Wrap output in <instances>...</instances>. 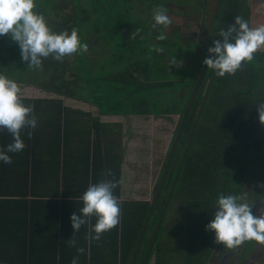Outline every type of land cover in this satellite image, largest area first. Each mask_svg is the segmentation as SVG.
<instances>
[{"label": "trees", "instance_id": "1", "mask_svg": "<svg viewBox=\"0 0 264 264\" xmlns=\"http://www.w3.org/2000/svg\"><path fill=\"white\" fill-rule=\"evenodd\" d=\"M125 1L130 0H105L104 2L101 0H89L86 8L81 11L73 10L72 14H64L61 21H58L57 18H50L47 21L49 26L56 32L65 29L70 32L72 28L78 30V23L81 19L87 20L90 24L85 27V33L110 35L113 32H119L124 42H127V40H131V42L134 40L139 41L141 36L145 37L146 35L157 37L159 33L155 29L144 28L137 20L117 23L112 27L107 26L110 18L114 19L119 15L117 5ZM146 1L149 5L153 4L151 3L152 0ZM239 1L232 0L227 7L223 16V18H227V25L228 22L230 24L234 20ZM220 3L223 10L226 0H221ZM115 8L118 11L117 16H114ZM228 11L229 15H227ZM137 29L141 31L133 39L132 33ZM6 37L0 36V65L1 61L5 60L2 52L4 44H6ZM209 39L211 40V38ZM156 43H158V40H156ZM130 48L131 45L127 47V49ZM130 50L132 51V49ZM9 55L12 56L13 53L11 52ZM45 61L51 64L53 60L50 61L48 58ZM152 61L151 58L148 61L142 59V61L137 63V66L131 60L129 54L127 56V65L121 70L105 73L98 70L96 74H93L90 69L89 71L85 69L87 73L81 87L82 96L73 89L77 87L78 82L80 83V70L76 68L71 70L72 79L65 78L69 66L64 58L62 63L59 62L61 74L58 76L51 75L53 83L61 77L60 85L53 84L49 87L40 85V87L55 95L96 103L98 109L102 112L133 113L153 115L154 117L178 114V125L168 146L153 186L152 194L157 187L168 157L169 162L150 216L147 218L148 222L133 264H143L146 258L145 264H148L152 257H154V264H174L164 259L169 247L166 243H160L157 240L163 225L161 221L163 218L160 220L161 223L150 251L149 245L175 174H177V178L172 192L175 191L176 195L179 196V200L183 204L184 216L183 220H181V225L175 227L178 241L181 243L179 245H181L182 264H204L211 249L205 225L212 219L213 204L217 194L221 192L225 194H241L245 181L252 176L250 173L258 169L257 166L262 157L261 153L264 151V125L259 122L258 112L255 108L259 101L264 100V62L258 72L254 74V77L251 76V83L247 92H217L212 83L194 128L195 118L203 97L201 94L206 91L209 78L213 72L212 69L209 70L207 82L201 90L200 87L207 68L205 65L180 134L172 153H170L175 133L185 111L190 93L185 103L181 106L173 103H163L164 100L160 97L161 90L173 88L174 83L170 79L157 80L151 77L148 74L149 69L145 65ZM48 64H46L45 68H48ZM56 64H58V61H54L55 66ZM16 68L15 65L10 63V66L6 69L8 72L5 74L16 81L32 84L16 76L14 74ZM2 71L4 70L0 67V73ZM194 82L192 86L188 83L181 86L180 93H183L181 94L182 96L186 93L185 90L188 87L192 90ZM78 88H80L79 84ZM71 123L76 125L78 121L72 119L71 122L66 117L54 124L56 136H54L53 146L57 149L55 157L59 156L58 158H60V154H64V149L70 145L71 141L74 147L80 144V147L84 148L85 151L83 156H79L80 161L77 170L84 166L85 168L83 167L82 170H85V176L76 187L63 190L64 195L68 196L65 200L53 203V211L62 213L71 211L78 213V209L82 207L81 194L90 183H98L104 179L118 182L117 187L114 189V195L118 198L120 197L121 147L117 144L115 152L102 148V141L98 135L99 128L94 122L90 124V127L86 126L84 136L79 137L80 134H77V136L72 137L69 133L73 131L69 127ZM190 136L191 139L189 140ZM184 152L185 155L181 161ZM64 159V156L61 159H56L54 166L59 167L62 164V168L67 169ZM180 162L181 165L179 166ZM75 184H77V181ZM20 201L26 204L25 200ZM119 201L121 221L118 226L103 233L101 239L96 241L90 238L89 240L87 239V225H83V234L79 236L75 234L74 238L76 239V244L83 247L85 252L83 254L78 253L77 247L74 250H68V252L64 251V249L55 250L54 259L57 260L55 264H71L74 257H78V264H130L150 205L149 200L131 201L119 199ZM65 221L72 223L71 219L64 217V214H60V218L54 219L55 229L60 232V238L63 239L60 243L63 242V244L64 229L67 227L64 226ZM95 222L96 218L92 217L90 224ZM167 229L170 230L172 227H167ZM166 257L169 258L168 256Z\"/></svg>", "mask_w": 264, "mask_h": 264}, {"label": "rangeland", "instance_id": "2", "mask_svg": "<svg viewBox=\"0 0 264 264\" xmlns=\"http://www.w3.org/2000/svg\"><path fill=\"white\" fill-rule=\"evenodd\" d=\"M88 1L89 0H35V3L37 5L36 11L43 13L47 20L50 18H57L58 21H61L64 14H72L73 10L81 11L86 8ZM101 1L104 2L105 0ZM220 1L221 0H154L153 2L152 0L151 3L153 4L149 5L146 0H130L121 2L117 5V8H119V15L114 19H109L107 22V26L109 27L117 23L137 20L141 23L142 27L152 28L151 25L153 21L151 9L154 6L163 5L167 9V14L170 18L172 17L170 12H175L176 16L173 17L170 29L167 30L163 28L169 36H167L166 40L158 41V43L151 41L149 35H146L144 39L139 41L134 40L131 42V40H127V42H124L119 32H113L110 35L103 33L97 35H93L92 33L87 34L85 33V27L90 23L87 20L81 19L78 23V35L81 43H87L88 51L83 54L78 52L73 56L65 57L69 66L65 78L72 79L73 75L70 74L71 70H75V68L77 70L79 69L81 78L78 84L80 88H78L77 84V87L73 89H75L79 95L83 96L81 87L83 86V79L87 73L85 69H88V71L90 69V72L93 74H96L98 70L102 71V73L121 70L127 65V56H129V54L131 60L136 65L139 61H142V59L148 61V59L151 58L153 61L145 65L149 71L154 75L156 74L158 79H170L174 83L173 88L161 90L160 97L164 100L163 103H173L181 106L185 103L189 93L191 94V90L188 87V89L185 90L186 93L182 96L181 94L183 93H180L181 86L185 83L192 86V83L196 81V76H198L201 68L200 65H202L201 62L209 55V53L206 55L209 38L213 41L222 39L219 37L218 32L227 27V18H223L226 12L225 5L222 10ZM231 1L232 0L229 1L228 6ZM240 2L241 0L239 4ZM114 10V16H117L118 11L116 8ZM178 13L181 18H178ZM241 14L238 16H242ZM227 15H229V11ZM235 17H237V12ZM233 21L234 20H232L231 23H233ZM195 23H200L197 30L199 40L196 41L194 39V31H196L195 27H197ZM153 29H155L159 35L164 33L162 28L156 27ZM178 29L182 32V40L186 39L187 36H189L190 40L187 38L188 41H184L185 43L178 42ZM173 30L175 31L171 34ZM153 38L156 40L155 36H153ZM211 40L208 47L211 46ZM5 42L6 44H4L5 46L2 52V56L5 60L1 61L0 65L3 70L8 69L11 63L17 67L14 74L21 77L26 82L32 83L31 85H44L48 87L53 84L57 86L60 85L61 77L54 83L51 80V75L58 76L61 74L59 62L55 66L54 60L51 64H48L47 61L44 60L43 70H31L27 67V62L22 60L19 46L14 44L8 36L5 38ZM129 45H131L130 49H132V51L127 49ZM153 45L162 46L164 51L150 52L149 49ZM11 52L13 53L12 56L9 55ZM173 55L177 60L183 61L182 66L177 68L169 65V60ZM49 59L50 61L52 60L51 58ZM253 61H255V63H260V60L258 61L257 59ZM186 63L189 64L186 65ZM46 64H48V68H45ZM189 65L191 70L189 76L186 77ZM209 70L210 69L206 68L204 80L200 87L201 90L207 82ZM242 70L243 68L240 71ZM238 72L239 70L235 75L226 74L224 77L215 75L216 78L213 82L218 88L217 92H245L247 90V83L244 78L247 74V68L244 70V74H238ZM239 76H242L243 79H240ZM184 81L186 82L184 83ZM19 87L21 89V94L26 97L56 98L65 101L66 104H71L74 108L83 110L85 107L87 112L91 114L89 118L86 117V122L88 123L90 120H96L97 122L94 106H90L87 103L83 104L72 98L55 95L43 90L36 93L37 89L30 85L26 86V84L19 83ZM204 94L201 95L204 97ZM78 104L81 107H79ZM92 114H94L95 117ZM138 115L133 114L125 117V119L120 117L116 122H100L104 125V129L108 130L109 135L108 138L103 140L102 145L104 149H108L110 152L116 151L115 146L117 144L121 147L122 160L120 162V170L122 172V192L120 193V198L122 200L131 201H150L153 196V186L155 185L168 146L178 125L179 116L165 115L154 117L153 115ZM261 155V160L257 166L258 169L250 173L252 176L245 181L243 191L241 192V194H247L250 201L255 199V195L259 194L257 189L264 185V151H262ZM261 192H263V190ZM168 196L169 191L165 201L168 199ZM183 217V204L181 200H179V196L176 195V192L173 191L168 199L163 219L161 220L163 225L159 231L157 240L160 243H166L169 247V251L166 254L169 258L165 256L164 259L174 264H182L183 261L182 254L180 253L181 245H179L181 243L178 241L175 228L181 225ZM167 227H172V229H170L171 231L168 230ZM207 239L211 245L214 244V232L207 231Z\"/></svg>", "mask_w": 264, "mask_h": 264}, {"label": "crops", "instance_id": "3", "mask_svg": "<svg viewBox=\"0 0 264 264\" xmlns=\"http://www.w3.org/2000/svg\"><path fill=\"white\" fill-rule=\"evenodd\" d=\"M170 13L173 20L176 13ZM239 14L248 20L252 27L264 24V0H244L237 16ZM178 18H181L179 13ZM199 24L195 23V26H197L195 27L196 31H194L195 41L199 40L197 32ZM157 28H162L163 30L162 26H157ZM149 29L152 28L149 27ZM163 31L164 34L169 36L165 30ZM177 32L179 35L178 42L185 43L184 41H188L187 38L189 36L182 40V32L179 29ZM150 39L156 43L153 36H150ZM254 55V59L260 60V63H255V61L245 62L243 70L238 72V74H244V70L247 68V74L244 78L247 83L245 92L249 90L251 78L254 77V74L258 72L264 62V51L257 52ZM187 70L186 77L190 74V65ZM6 72H8L6 69L2 71V73ZM148 74L154 79L161 80L151 71ZM215 78L214 76L213 81H215ZM239 78L243 79L242 76H239ZM213 81L214 88L218 91ZM17 82L18 84H26L20 81ZM29 85L37 89L36 93L41 90L47 91L40 86L26 84V86ZM23 97L27 98L23 101L26 105L30 104L33 106V115L37 119V126L35 129L22 131L21 138L25 143V148L18 153H8L12 158L10 164L0 161V264H55V261H57L54 259L55 250L64 249V251L68 252L70 249L74 250L75 247L69 246L68 243L74 232L72 223L64 222V226L67 227L64 229L63 244V242L60 243L63 239L60 238V232L55 229L54 219L60 218V214H64V217L70 219L74 211L66 213L55 212L53 211V203L65 200L68 196L64 195L63 190L76 187L85 176V170H82L84 166L77 170L79 168V156H83L85 151L84 148L80 147V144L74 147L71 141L70 145L64 149V154H60V158H58L59 156L55 157V152L57 151L53 146L54 136H56L55 122L62 121L66 117L71 122L72 119L77 120L78 124L72 125L71 123L69 125L73 129V131L69 132L72 137L77 136V134H80L79 137L84 136L86 126L90 127V124L94 122L99 128L98 135L103 144V140L108 138L109 135L108 130L104 129V125L100 122H116L120 117L125 119V117L133 115V113L102 112L98 109L96 103L72 98L80 103H87L95 107L96 117L94 114L92 115L97 118V122L96 120H90L87 123L86 117L89 118L91 114L87 112L85 107L83 110L74 108L71 104H66L65 101L56 98ZM78 106L81 107L79 104ZM29 131L32 133L31 137L27 135ZM12 142L13 137L11 134L6 129L0 128V149L6 150L7 145ZM62 156L65 158L67 169L62 168V164L59 167L54 166L55 160L61 159ZM121 180L120 193L122 192ZM76 181L77 184H75ZM262 190L263 192H261ZM257 192L260 195H255V199L251 202L254 204L253 212L259 214L258 209L264 208V203L261 202L262 198H264V185L260 186ZM119 199L122 200L120 197ZM20 200H25L26 204H23ZM30 209L31 211H29ZM86 233L89 240L90 225H87ZM75 234L78 236L83 234V226ZM76 247L80 246L76 244ZM210 248V253L204 264H264V246L254 240L247 241L236 249H227L216 243L212 244ZM150 263L154 264V257L149 260L148 264Z\"/></svg>", "mask_w": 264, "mask_h": 264}, {"label": "clouds", "instance_id": "4", "mask_svg": "<svg viewBox=\"0 0 264 264\" xmlns=\"http://www.w3.org/2000/svg\"><path fill=\"white\" fill-rule=\"evenodd\" d=\"M36 8L35 0H0V36L10 37L19 46L21 58L27 62L29 69L43 70V61L48 58L62 63L66 56L88 51L87 43H81L76 28L70 32L67 29L56 32ZM151 17L152 28L163 26L168 29L172 24L163 5L154 6ZM140 31L137 29L133 32L132 38L135 39ZM218 35L222 39L213 41V46L207 48L209 55L202 61L218 77L235 75L245 62L254 60L255 53L264 51V24L252 27L248 20L237 16L234 23L221 29ZM140 38L144 39L143 36ZM166 39L164 33L156 37L158 41ZM149 51L163 52L164 48L153 45ZM182 64L183 61L177 60L174 55L169 60V65L177 68ZM23 101L18 82L0 73V128L6 129L13 137L6 150L0 149V161L4 163L12 162L8 153H18L25 148L22 131L37 126L33 106ZM255 108L259 122L264 125V100L259 101ZM27 135L31 137V131ZM117 183L108 179L90 183L81 194L82 207L70 217L74 232L68 241L69 246L76 247L74 234L83 225H90L89 238L96 241L101 239L103 233L119 225L121 207L119 198L114 195ZM261 202L264 203V198ZM253 205L247 194L218 193L213 204L212 219L205 225L206 231L214 232V243L236 249L254 240L264 246V208L258 209L259 214H256ZM92 217L96 218L94 224H90ZM77 252L83 254L85 249L77 247ZM71 264H78V257H74Z\"/></svg>", "mask_w": 264, "mask_h": 264}, {"label": "water", "instance_id": "5", "mask_svg": "<svg viewBox=\"0 0 264 264\" xmlns=\"http://www.w3.org/2000/svg\"><path fill=\"white\" fill-rule=\"evenodd\" d=\"M229 1H230V0H227V2H226V4H225V9H227V6H228ZM243 1H244V0H241V2H240V4H239V7H238V9H237V14H238V12H239V10H240V8H241V5H242ZM211 41H212V42H211V46H212V44H213V40H211ZM207 54H208V52L206 53V55H207ZM207 56H208V55H207ZM204 67H205V64L202 63L201 68H200V70H199V74H198V76H197V78H196V81H195V83H194V86H193V88H192V90H191V94H190L189 101H188V103H187V105H186L185 111H184V113H183V116H182L181 121H180V123H179V126H178V128H177V131H176V133H175V137H174V140H173V143H172L171 149H170V153H172V151H173V149H174V146H175V143H176V141H177V139H178V136H179V134H180V131H181L182 125H183L184 120H185V117H186V115H187V111H188V109H189L190 103H191V101H192V99H193V96H194V94H195V91H196V88H197V86H198V83H199V80H200V77H201V75H202V72H203ZM214 76H215V71L213 70L212 75H211L210 80H209V85L207 86V89H206V92H205V94H204L203 100H202L201 105H200V107H199V111H198L197 116H196V118H195L194 128H195V125H196L197 122H198V119H199V116H200L201 110H202L203 105H204V103H205V100H206V98H207V95H208V92H209V89H210L211 83H212V81H213V79H214ZM191 135H192V134H191ZM190 139H191V136L189 137V140H190ZM185 151H186V150H185ZM184 155H185V152L183 153V156H182V158H181V161L183 160ZM168 162H169V157L167 158L166 163H165V166L163 167V171H162L161 176H160V178H159V182H158V184H157V187L155 188V191H154V193H153L152 199L149 201V205H150V206H149V210H148V212H147V214H146V218H144V225H143V228H142V230H141V234H140V236L138 237V240H137V243H136V246H135V249H134V254H133L132 257H131L130 264H133V261H134V259H135V255H136L137 249H138V247H139V245H140V242H141V239H142V235H143V232H144L145 226H146V224H147V222H148L147 218H149V216H150V213H151L152 207H153V205H154L155 199H156V197H157V194H158V191H159V188H160V185H161V182H162L163 176H164V174H165V171H166V168H167V164H168ZM180 165H181V162H180L179 166H180ZM176 178H177V174H175L174 180H173V182H172V184H171V186H170L168 199H169V197H170V195H171V193H172V190H173V187H174V184H175ZM168 199L165 201V204H164V207H163V209H162V212H161L160 218L157 220L158 223H157V225H156V228H155L154 234H153V236H152V239H151V242H150V245H149V251H150V249L152 248V246H153V244H154V240H155V238H156V234H157L158 228H159L160 223H161L160 220L163 218V215H164V212H165V208H166V205H167ZM146 261H147V258L144 260V263H143V264H145Z\"/></svg>", "mask_w": 264, "mask_h": 264}]
</instances>
